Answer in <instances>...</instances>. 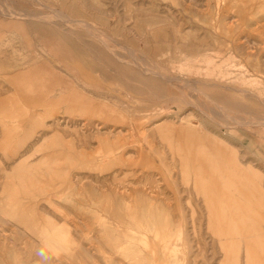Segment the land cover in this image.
Returning <instances> with one entry per match:
<instances>
[{"label": "rangeland", "instance_id": "374dc122", "mask_svg": "<svg viewBox=\"0 0 264 264\" xmlns=\"http://www.w3.org/2000/svg\"><path fill=\"white\" fill-rule=\"evenodd\" d=\"M188 135L259 185L247 239ZM145 263L264 264V0H0V264Z\"/></svg>", "mask_w": 264, "mask_h": 264}, {"label": "bare ground", "instance_id": "6f19581e", "mask_svg": "<svg viewBox=\"0 0 264 264\" xmlns=\"http://www.w3.org/2000/svg\"><path fill=\"white\" fill-rule=\"evenodd\" d=\"M187 137V141H184L188 145L187 155L183 159L188 167L190 160V168L193 167L196 171L194 184L207 196V203L212 207V218L210 219L212 227L220 235L227 234L226 231L232 230L233 233L236 231L240 237L247 239V236H242L240 232L247 230L249 215L254 214L256 210L259 212L262 207L263 196L259 185L251 180L249 174L238 170L235 165H226L220 156L221 151L217 149L218 146L205 143L196 145L194 141L189 139V135ZM228 209L231 211L234 209L232 213H235V216L238 215V218H235L236 220L239 219L237 222L240 226L237 223H230L232 226L226 225L228 223L226 220V216L229 215ZM142 231L144 232L143 229ZM141 237L146 236L142 234Z\"/></svg>", "mask_w": 264, "mask_h": 264}]
</instances>
